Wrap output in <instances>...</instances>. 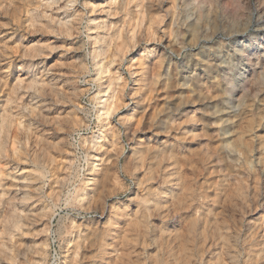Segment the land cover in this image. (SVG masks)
I'll use <instances>...</instances> for the list:
<instances>
[{
    "label": "clouds",
    "instance_id": "obj_1",
    "mask_svg": "<svg viewBox=\"0 0 264 264\" xmlns=\"http://www.w3.org/2000/svg\"><path fill=\"white\" fill-rule=\"evenodd\" d=\"M0 264H264V0H0Z\"/></svg>",
    "mask_w": 264,
    "mask_h": 264
}]
</instances>
